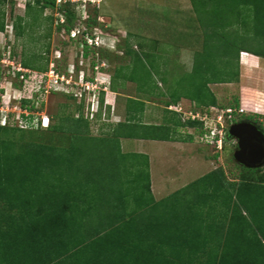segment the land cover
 I'll use <instances>...</instances> for the list:
<instances>
[{
  "label": "trees",
  "instance_id": "1",
  "mask_svg": "<svg viewBox=\"0 0 264 264\" xmlns=\"http://www.w3.org/2000/svg\"><path fill=\"white\" fill-rule=\"evenodd\" d=\"M4 1L0 0V3ZM189 1L193 11L189 18L192 17L199 24L204 44L203 51L193 53L191 70L175 79L176 84L187 80L195 89L191 94H183L182 97L191 104L182 110L204 112L210 107L238 109L240 101L237 96L230 104L221 105L210 85L239 82L241 52L264 58V50L246 46L248 41L264 38V0ZM33 2L40 12L46 8L54 10L56 6L55 0ZM30 5L27 1L25 6L28 10ZM243 11L252 15L253 31L250 36L240 35L233 29L234 26L245 27L244 20L240 19ZM61 12L64 21L62 26L69 34L76 28L78 15L69 6ZM95 22L87 21L83 32L96 35ZM18 28L15 23L16 36ZM2 31L4 22L0 19ZM145 40L143 38L142 41ZM147 41V52L143 50L142 44L139 45L140 51L127 49L126 53L131 56L129 65L126 72L122 73L121 70L115 74L117 77L136 82L132 71L140 64L139 73L143 75L144 81L137 83L141 87L153 84L156 76H161L160 82H167V73H160L155 58L149 56L158 52L155 49L158 41ZM210 47L214 49L211 54L208 53L211 52L208 50ZM84 49L89 50L87 47ZM141 54L149 56L145 58L148 62ZM33 61L30 58L23 61L22 65L25 69L39 72L47 69V66L34 65ZM20 75V72L16 73V80H19ZM21 84L14 83L16 87ZM170 95L171 99L164 105L166 115L161 124H142L139 120H129L115 124L110 133L99 136H92L91 122L84 116L81 102L75 104L74 112L78 114H62L56 125H51L50 119L47 127H42L40 120L33 125L24 114L21 116L27 121L25 127L18 121L13 124L10 116L4 125L0 123V264H264V223L256 230L249 228L248 232L240 228L236 232L235 242L227 246L223 240L227 222L221 221L239 210L236 201L241 199V185L260 184L263 181L264 166L257 169L237 166L240 172L233 180H229L223 168L218 167L156 200L151 191L148 156L122 152L121 139L192 140V135L181 136L178 133L181 128L203 134L201 122L183 120L182 114L168 109L169 106L178 105L182 99L173 92ZM65 97L74 100L71 94ZM103 97L104 93L100 92L101 104ZM35 99L22 98L21 110L32 106ZM130 103L133 110L130 117H141L144 103L136 100H130ZM250 117L255 116L235 114L233 122L250 121ZM250 122L257 124L261 130L264 127L259 117ZM21 131H32L38 137L42 136L36 142V154L32 153L26 161H21L22 154L18 148L31 143L29 138L32 136L20 137L18 134ZM75 140L83 143L76 147L81 156L72 160L66 156L69 153L59 155V142H69V147L63 148L69 152L73 142L78 143ZM94 140L99 144L97 146L102 145L99 147L100 152H104L107 164L112 166L110 171L99 169L103 182L95 185L104 187L105 192L103 190L101 193L96 191V186L93 191L88 189L93 181L88 178L91 167L87 164L93 162L94 154L93 157L88 156L89 160L83 166L77 162L82 156L85 157L83 153L87 151L84 149L91 147L88 142ZM227 141L226 129L224 145ZM44 150L49 151V154ZM82 159L81 163L84 162ZM74 164L78 172L84 169L86 178H79L78 181L76 178L73 183L68 180L67 165ZM39 174L42 176L39 177ZM21 180H29L37 188L26 193L15 186ZM119 187L124 189L120 193L115 190ZM69 195L74 196L72 202L62 200V197ZM217 219L221 223L215 230L212 224ZM250 230L251 234H248Z\"/></svg>",
  "mask_w": 264,
  "mask_h": 264
},
{
  "label": "rangeland",
  "instance_id": "2",
  "mask_svg": "<svg viewBox=\"0 0 264 264\" xmlns=\"http://www.w3.org/2000/svg\"><path fill=\"white\" fill-rule=\"evenodd\" d=\"M27 1L31 4L29 10L25 6ZM55 3L54 10L46 8L42 12L33 0H6L0 3V19L4 22V31L0 32V110L10 116L13 124H16L14 121H18L17 118L21 111L20 101L24 97H36L32 106L24 110L25 118H28L27 121L33 125L38 120L42 123L43 117H48L50 124L56 125L60 122L59 116L62 114L69 116L78 114L74 112L75 104L81 102L84 107L83 114L91 122L92 136L110 133L115 124L129 122V120L134 122L139 120L142 124H161L166 115L164 105L171 99V92L182 98L179 106L190 107L191 102L182 96L195 91L191 82L184 80L179 84L174 83L177 76L191 70L193 53L203 51L204 37L199 24L192 17L188 19V22H183L182 19L186 14L192 16L193 11L189 0H55ZM67 5L72 7L78 15L76 28L79 31L85 28L87 21L96 20L94 31L100 39L99 42L103 46L105 44L102 49L82 50L78 42L80 36L75 40L66 33L62 26L64 21L61 11L65 10ZM242 14L240 19L244 20L245 27L234 26L233 29L237 30L240 35L250 36L253 31L252 15L249 12L245 14L244 11ZM15 23L19 27L17 36L14 29ZM143 35L146 37L151 35L152 38L157 39L158 45L155 49L158 52L149 56L155 58L156 62H154L159 65L160 73H167V82H160L161 76H156L155 82L149 86L146 85L147 88L137 83L144 81L143 75L139 73L140 64L132 71L134 79L137 78L136 82L126 81L115 75L121 70L122 73L127 70L131 57L126 53L127 49L140 51L139 45L142 44L144 48L142 49L147 52L148 39L145 38L146 40L142 41ZM246 43V46L248 45L251 49L264 50L263 37ZM208 50L211 51L208 52L210 54L214 52L212 47ZM141 56L144 60L149 57L143 54ZM30 58H33L34 65L47 66V69L41 72L30 68L25 69L22 63ZM17 70L27 71L29 77H25L26 82L25 79L16 80ZM51 70L60 77L58 84L50 83L51 86H48V80L52 79L47 78L45 85L42 86L39 77L45 73L49 74ZM81 75L84 76L83 80H81ZM241 81L239 77L240 85H243ZM15 82L19 85L22 82V84L16 87ZM87 85L93 91L87 90ZM240 85L212 84L210 88L221 105H228L235 96L239 98ZM100 92L104 93L102 104L99 100ZM69 94L74 100L65 97ZM130 100L144 103L141 117L138 116L137 119L130 117L133 115ZM152 115L155 117L153 118ZM250 118V121H255L257 117ZM261 124L264 126V120ZM178 133L181 136L192 135L193 139L189 142L181 141L182 143L134 139H121L120 141L122 152L142 153L148 156L151 191L156 200L173 193L218 167L223 168L229 180L237 178L240 172L237 166L240 165L233 160V152L236 148L233 140L227 137L228 141L224 149L218 151L208 143L203 135L204 132L200 134L193 129L181 128ZM35 134L32 131H21L18 134L20 137L32 136L29 138L31 143L26 144L25 147L20 145L18 148L22 154L21 161L22 159L26 161L32 153L36 154L38 144L36 142L42 136L38 137ZM77 142H73V148H70L69 152L63 148L69 147L70 143L59 142L57 148L59 155L65 156L69 153L66 156L76 160L81 156L76 147L83 144ZM88 145L91 147L84 149L87 151L83 153L85 157L80 158L84 162L81 163L80 160L77 162L78 165L80 163L83 166L89 160L88 156L93 157L92 154H94L93 162L87 164L91 167L88 178L93 181L92 185H88V189L93 191L96 186L95 189H98L96 191L101 193L104 187L95 185L103 182L99 169L105 171L112 169V166L107 164L104 152H100L101 144L97 146L99 144H96L94 140L89 141ZM45 153L49 154V151ZM43 154L42 152L41 155ZM97 154H99L98 157ZM76 167V164L67 165L68 180L73 183L76 178L77 181L79 178H86L84 169L83 172H78ZM41 176L42 174H39V177ZM16 185L18 189L26 193H31L37 188V185H33V182L29 180H21ZM241 187L243 188L240 194L241 199L236 201L239 210H236L234 215L229 214L227 220L221 219L227 222L223 237L227 246H232L235 242L236 232L240 228L248 232L249 228L256 230L264 223V179L260 184H243ZM74 189L73 185L72 190ZM121 189L124 190L123 187L115 190L120 193ZM73 199V195L62 197V200H69V202ZM61 202L64 204L63 201ZM218 219L213 223L214 225L212 224L215 230H218V225L221 223ZM248 234H251V230ZM216 235L218 236L217 232Z\"/></svg>",
  "mask_w": 264,
  "mask_h": 264
},
{
  "label": "built area",
  "instance_id": "3",
  "mask_svg": "<svg viewBox=\"0 0 264 264\" xmlns=\"http://www.w3.org/2000/svg\"><path fill=\"white\" fill-rule=\"evenodd\" d=\"M84 30L79 31L77 28H73L70 32H69V36L72 39H77L78 36L79 37V44L80 47L82 48V50H84V48H88V49H102L103 44H101L99 41V37L94 35L92 36L91 34L87 33V32H83ZM20 72L21 75L19 76V80H24L25 77H29V75L27 76L26 72H23L22 70H17L16 73ZM15 73V76H16ZM45 75V76H44ZM43 76L39 77L40 78V82L42 84V86L45 85V81H47L48 79H52V80H48V86L50 85V83L57 85L59 82L60 77L58 76V74H56L54 71H50L49 74L45 73ZM46 77V78H45ZM84 76L81 75V80H83ZM25 82L27 81L26 79L24 80ZM51 81V82H49ZM61 81V80H60ZM62 83V82H61ZM68 83V82H67ZM90 83V82H89ZM52 84V85H53ZM51 86V85H50ZM54 87V86H53ZM87 90L89 91H93L92 89L89 88V86H86ZM169 110L171 111H175L177 113L182 114V118L183 120H191V121H199L202 123L203 125V132L205 134H203L206 139L208 140V143L216 150L221 151L224 145V138H225V130L228 129L227 124L230 125L233 122L234 119V115L235 114H243L245 113L243 108H238V109H233L231 107H227V108H216V107H210L208 110L201 112V111H183L182 107L179 105L176 106H169L168 107ZM24 110L20 111V114L18 116V122L21 126H26L27 125V121L22 119V114L25 115ZM8 117V114L6 112H2L0 110V123L2 125H4L6 123V119ZM21 118V119H20ZM47 118V122L46 121ZM43 117L42 118V126H47L48 125V117ZM36 125V123H35Z\"/></svg>",
  "mask_w": 264,
  "mask_h": 264
},
{
  "label": "crops",
  "instance_id": "4",
  "mask_svg": "<svg viewBox=\"0 0 264 264\" xmlns=\"http://www.w3.org/2000/svg\"><path fill=\"white\" fill-rule=\"evenodd\" d=\"M183 22H188L189 16L186 14L182 17ZM184 24V23H182ZM140 36V34H139ZM151 35H143L142 38L157 40ZM240 81L233 83L240 85L241 94L239 101L242 104L240 107L244 109L247 115L257 116L260 122L264 120V58L258 57L247 52H241L239 56ZM244 71V72H243ZM229 85V84H222ZM218 99V98H217ZM245 106V107H244ZM247 107V108H246ZM154 118L155 115H152ZM191 130V129H190ZM184 138V137H183ZM188 140L185 142H189ZM168 142V141H167ZM173 143H182L184 141H169ZM180 189V188H179Z\"/></svg>",
  "mask_w": 264,
  "mask_h": 264
},
{
  "label": "water",
  "instance_id": "5",
  "mask_svg": "<svg viewBox=\"0 0 264 264\" xmlns=\"http://www.w3.org/2000/svg\"><path fill=\"white\" fill-rule=\"evenodd\" d=\"M227 137L233 140L236 148L233 160L248 169L264 166V133L257 124L250 121H238L229 125Z\"/></svg>",
  "mask_w": 264,
  "mask_h": 264
},
{
  "label": "clouds",
  "instance_id": "6",
  "mask_svg": "<svg viewBox=\"0 0 264 264\" xmlns=\"http://www.w3.org/2000/svg\"><path fill=\"white\" fill-rule=\"evenodd\" d=\"M109 82H110V81H109ZM242 121H243V120H242ZM237 122H238V121H237ZM40 125H41V123H40ZM48 125H49V119H48ZM48 125H47V126H48ZM41 126H42V125H41ZM47 126H42V127H47Z\"/></svg>",
  "mask_w": 264,
  "mask_h": 264
},
{
  "label": "bare ground",
  "instance_id": "7",
  "mask_svg": "<svg viewBox=\"0 0 264 264\" xmlns=\"http://www.w3.org/2000/svg\"><path fill=\"white\" fill-rule=\"evenodd\" d=\"M47 120V119H46ZM45 122H47V121H45Z\"/></svg>",
  "mask_w": 264,
  "mask_h": 264
}]
</instances>
